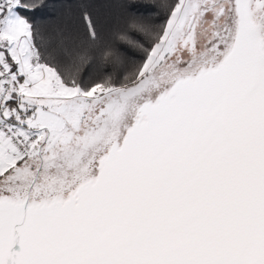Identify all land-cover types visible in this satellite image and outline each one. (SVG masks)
Instances as JSON below:
<instances>
[{
  "label": "snow or ice",
  "instance_id": "6c2138e0",
  "mask_svg": "<svg viewBox=\"0 0 264 264\" xmlns=\"http://www.w3.org/2000/svg\"><path fill=\"white\" fill-rule=\"evenodd\" d=\"M47 7L0 0V264H264V0Z\"/></svg>",
  "mask_w": 264,
  "mask_h": 264
},
{
  "label": "trees",
  "instance_id": "16d2710c",
  "mask_svg": "<svg viewBox=\"0 0 264 264\" xmlns=\"http://www.w3.org/2000/svg\"><path fill=\"white\" fill-rule=\"evenodd\" d=\"M48 7L36 14L37 22L50 26L79 28L82 9L87 6L97 20L102 36L117 23L126 11L123 5L146 3L148 0H46Z\"/></svg>",
  "mask_w": 264,
  "mask_h": 264
}]
</instances>
